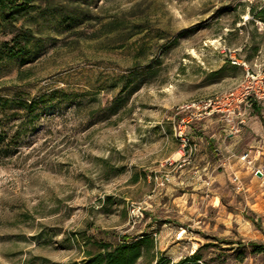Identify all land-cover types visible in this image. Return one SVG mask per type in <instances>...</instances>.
Returning a JSON list of instances; mask_svg holds the SVG:
<instances>
[{
    "label": "rangeland",
    "instance_id": "1",
    "mask_svg": "<svg viewBox=\"0 0 264 264\" xmlns=\"http://www.w3.org/2000/svg\"><path fill=\"white\" fill-rule=\"evenodd\" d=\"M60 2L22 15L43 44L0 62V264L80 260L91 236L124 234L155 239L138 264H264V137L196 126L184 163L176 133L183 106L264 61V0H91L68 6L75 22Z\"/></svg>",
    "mask_w": 264,
    "mask_h": 264
},
{
    "label": "trees",
    "instance_id": "2",
    "mask_svg": "<svg viewBox=\"0 0 264 264\" xmlns=\"http://www.w3.org/2000/svg\"><path fill=\"white\" fill-rule=\"evenodd\" d=\"M54 0H0V28L4 34H11L10 39L0 41V62L7 57H14L24 53H28L32 46H40L43 38L37 35L33 28L24 24L19 25L17 21L22 15L37 8H51ZM91 0H61L58 8L61 16L66 21L75 22L77 20V12L70 13L68 6L76 3L77 7L88 5ZM255 17L264 21V6L258 10ZM12 100L0 96V108L10 104ZM9 103V104H8ZM32 103L25 100L20 107H31ZM0 122V151L4 147L3 131L6 129L1 126ZM6 133V132H5ZM90 241L96 245V250L88 248L85 250L84 256L80 260H69L59 262L58 264H138L139 259L149 254L155 249V239L149 235H143L141 238H131L127 234L120 236L119 241L110 242L97 238H90ZM254 247L264 250L263 243L250 242ZM198 250L193 255L185 256L180 261L173 264H201ZM141 264H169V261L162 258L155 262L149 261Z\"/></svg>",
    "mask_w": 264,
    "mask_h": 264
},
{
    "label": "built area",
    "instance_id": "3",
    "mask_svg": "<svg viewBox=\"0 0 264 264\" xmlns=\"http://www.w3.org/2000/svg\"><path fill=\"white\" fill-rule=\"evenodd\" d=\"M245 67V76L234 86L220 91L208 98L194 100L193 102L182 107L183 110L189 112L187 117L181 119L178 131L182 147L183 155L181 159L184 163L189 162L191 156L197 149V143L192 136L191 123L194 120H201L208 114H220L226 124L228 133H239L247 122L248 106L256 103L264 102V61L253 62V66L249 67L248 62H237ZM240 159L251 163L250 152H245ZM173 168L184 163L168 162ZM155 179H159L160 184H165L171 179L169 171L163 174H155ZM239 176L235 175L234 180H238ZM240 187V186H238Z\"/></svg>",
    "mask_w": 264,
    "mask_h": 264
},
{
    "label": "crops",
    "instance_id": "4",
    "mask_svg": "<svg viewBox=\"0 0 264 264\" xmlns=\"http://www.w3.org/2000/svg\"><path fill=\"white\" fill-rule=\"evenodd\" d=\"M191 126H192L191 129H192L193 138H194L193 133H195L196 126L198 127V129L201 132H204V133L207 129H210V128L215 129V130L218 128H222V130L225 132L226 135L232 136L234 134V133L229 134L228 132H226L227 131L226 130V124L223 121L221 115L217 114V113L205 115L203 119L196 120L195 122H192ZM242 134L245 136L246 140L252 139V138H253V140H255L258 137H264V102L263 103H256L255 102L253 104V106H251L250 108L247 109V122L243 126ZM214 135H216V134L214 133ZM204 138H205L204 135H200V136L194 138V140L197 143V149L193 153V155L191 156L189 162H186V163H190V162L197 159L199 152H200V147H201L200 145H202V143L204 142ZM207 139H208V137H207ZM216 139L219 140L220 137H216ZM234 145H235V143L230 145L228 149L233 148ZM206 147H208V146L206 145ZM257 151H258V153H260L259 155L264 154V151H262V150L258 149ZM245 152H248V151H244L243 153H245ZM182 155H183V149H181L180 157ZM250 158L252 159V162L254 160H256L258 158L257 153H255V154L250 153ZM239 161L245 163V161L241 160L240 157H239ZM204 168H207V166H204Z\"/></svg>",
    "mask_w": 264,
    "mask_h": 264
},
{
    "label": "bare ground",
    "instance_id": "5",
    "mask_svg": "<svg viewBox=\"0 0 264 264\" xmlns=\"http://www.w3.org/2000/svg\"><path fill=\"white\" fill-rule=\"evenodd\" d=\"M178 155H180V154H178ZM179 157V156H178Z\"/></svg>",
    "mask_w": 264,
    "mask_h": 264
},
{
    "label": "water",
    "instance_id": "6",
    "mask_svg": "<svg viewBox=\"0 0 264 264\" xmlns=\"http://www.w3.org/2000/svg\"><path fill=\"white\" fill-rule=\"evenodd\" d=\"M258 173H260V171Z\"/></svg>",
    "mask_w": 264,
    "mask_h": 264
}]
</instances>
